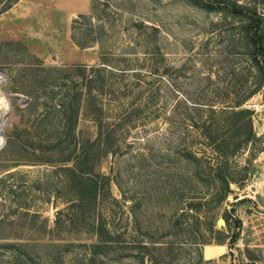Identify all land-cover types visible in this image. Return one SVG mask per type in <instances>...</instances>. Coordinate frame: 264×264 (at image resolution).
Wrapping results in <instances>:
<instances>
[{
	"label": "rangeland",
	"instance_id": "374dc122",
	"mask_svg": "<svg viewBox=\"0 0 264 264\" xmlns=\"http://www.w3.org/2000/svg\"><path fill=\"white\" fill-rule=\"evenodd\" d=\"M201 1L0 0V264H85L100 218L169 264H251L246 247L264 264V84L243 102L254 136L229 157L225 198L194 176L215 163L195 102L229 107L262 79L242 18ZM99 129L93 171L109 183L81 220L66 167ZM137 250L106 261L150 264Z\"/></svg>",
	"mask_w": 264,
	"mask_h": 264
},
{
	"label": "trees",
	"instance_id": "16d2710c",
	"mask_svg": "<svg viewBox=\"0 0 264 264\" xmlns=\"http://www.w3.org/2000/svg\"><path fill=\"white\" fill-rule=\"evenodd\" d=\"M200 5L209 10L222 9L229 11L234 16L242 18L247 35L251 67H256L262 77L261 81L255 83L247 96L233 101L231 105H228L229 107L216 110L212 104L195 102L199 107L198 110L203 111L206 108L205 110L208 112V115L198 127L202 129L206 139L208 138V144L211 145L213 152L211 157L215 159V163L210 164L208 162L207 165H203V169L195 171L194 176L204 173L219 181L220 191L221 187L223 191L219 193L218 200L222 201L225 198L224 193L229 191V183L235 181L229 171V157L242 150L254 136L252 111L242 107V105L248 96H251L264 84V65H262L264 62V7H258L256 1L253 3H239L236 0H209L206 3L201 1ZM98 132L96 139L91 141L88 146H84L82 152L75 157L72 165L66 167L69 186L74 191L70 207L78 211L76 215L81 220H85L86 215L94 209L98 196L104 191V186L109 183L108 177L95 174L93 171V164L98 154L102 149L105 153L110 146L109 133H102L101 129ZM188 154L194 161H204L206 163L209 160L207 159L209 157L204 154H202V157H197L194 152L188 151ZM198 167L200 169V165ZM185 208L188 211H195L192 203L186 204ZM59 213L61 212L58 211ZM222 217L229 225V220H231L235 229L241 228L240 218L233 213L225 211ZM55 223L56 226L59 225V216L56 217ZM93 230L96 240L87 245V251L83 252L85 264H109L106 259L119 260L126 257L127 252L134 248H138L139 250L136 252H139L143 258L146 257L150 264H169L165 254L167 247H161L154 243L148 245L142 242V244H138L135 236L131 235L126 238V231L111 230L106 218H100L95 223ZM238 235V231H235L229 236V249H232L233 244L239 237ZM138 245H141V247H138ZM153 250L158 251V256L155 255ZM258 251L261 253L259 255L264 256V248ZM244 252L246 259L253 264L257 256L254 254L255 250L246 247ZM53 259L59 262V256Z\"/></svg>",
	"mask_w": 264,
	"mask_h": 264
}]
</instances>
